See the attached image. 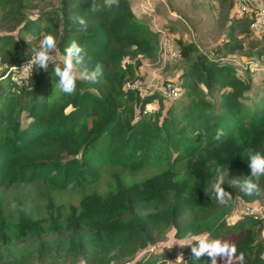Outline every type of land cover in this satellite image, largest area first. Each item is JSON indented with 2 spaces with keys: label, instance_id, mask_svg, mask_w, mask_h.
<instances>
[{
  "label": "trees",
  "instance_id": "16d2710c",
  "mask_svg": "<svg viewBox=\"0 0 264 264\" xmlns=\"http://www.w3.org/2000/svg\"><path fill=\"white\" fill-rule=\"evenodd\" d=\"M31 1L0 0L4 23L18 26L16 35H0V191L45 182L49 213L30 219L20 206L10 217L0 201V264H176L168 263V252L134 258L170 229L182 239L217 224L212 236L236 245L233 264H264V219L246 215L227 222L239 200L264 195V178L250 195L231 181L250 174L246 149L264 152V91L256 89L253 76L239 77L226 54L206 55L183 44L182 98L149 111L156 94L142 96L131 83L138 57L157 53L159 33L146 28L127 0L100 12L89 10L92 0H57L33 17L26 11ZM76 16L86 20V31L79 30ZM235 18L225 52L241 50L237 34L250 33L249 19ZM44 31L55 36L60 53L74 40L84 47L88 58L80 67L91 70L99 62L98 81H77L74 94L65 95L56 89L50 66L47 72L32 68L16 84L12 77ZM252 55L262 60L264 46ZM218 128L225 132L220 140L214 139ZM217 166L232 196L224 205L212 189ZM110 168L119 171L111 174ZM147 168L154 173L142 181L123 175ZM103 179L106 190L99 188ZM83 187L91 193L65 211L56 193ZM183 260L211 264L207 256L195 260L190 245Z\"/></svg>",
  "mask_w": 264,
  "mask_h": 264
},
{
  "label": "rangeland",
  "instance_id": "374dc122",
  "mask_svg": "<svg viewBox=\"0 0 264 264\" xmlns=\"http://www.w3.org/2000/svg\"><path fill=\"white\" fill-rule=\"evenodd\" d=\"M127 2L135 16L142 20L147 29L159 33L157 53L153 56L140 55L138 57L137 77L131 83L142 96L156 94L155 101L147 106V110L157 111L161 104L166 106L170 102H176L182 98L184 89L181 87L180 70L187 63V59L181 57L179 49L181 45L188 43L195 44L206 55H213L217 52L223 55L226 54L228 59L226 60L234 63L235 72L239 77L253 76V84L256 89H260L261 92L264 91V57L259 60L255 55H252L257 48L264 46V28L259 29L258 33H254L250 29V33H238L237 37L240 39L243 48L237 51L225 52L227 38H229L228 28L232 20L236 19L235 15L237 14L234 9L237 11L239 0H127ZM252 3L253 5L243 13L242 18L249 17L251 11L256 13L259 6L264 8V0H253ZM26 4V11L33 17L39 10L56 7L57 0H32L29 3L26 2ZM5 12L6 10L0 4V35H16L18 26H13L9 22L4 23ZM24 39L30 38L25 35ZM244 53L249 55L247 57L243 56ZM56 54L59 58L63 53L57 50ZM252 58L253 64L257 66L250 69L249 62H252L250 61ZM1 71L2 66L0 64ZM14 78H19L18 70ZM167 82H171L170 84L173 87L167 85ZM107 171L113 174L119 170L110 168ZM153 173L154 169L147 168L136 175H131L128 172H123V175L131 180L142 181ZM107 185L108 180L106 179L99 182V188L103 190L108 188ZM48 189V184L40 181L37 184L14 186L7 188L4 192L0 191V201L3 202L6 213L10 217L13 215L16 218L15 215L19 214V208L22 206L24 215H28L30 219L43 220L47 219L49 213L46 198ZM83 190L65 189L56 193V200L67 211L69 204L77 205L80 198L92 191L87 187H83ZM148 207V205H145L144 211H147ZM247 208H255V213L264 211V195L252 202L239 200L229 212L227 222H234L246 215L251 216L246 214L248 212ZM256 216L259 217L260 214ZM177 242L186 244L190 241L185 238H176L174 230L170 229L162 240L138 252L139 254H136L134 261L143 256L149 257L150 255L168 252L172 254L168 259V263L185 264L183 256L188 245L181 247L179 244H175ZM16 247L17 245L12 249L17 250ZM181 254L182 259H178ZM75 264H84V262L78 261ZM126 264H132V262Z\"/></svg>",
  "mask_w": 264,
  "mask_h": 264
},
{
  "label": "clouds",
  "instance_id": "9594fccd",
  "mask_svg": "<svg viewBox=\"0 0 264 264\" xmlns=\"http://www.w3.org/2000/svg\"><path fill=\"white\" fill-rule=\"evenodd\" d=\"M119 5L120 0H102V3L99 4L97 3V0H92L89 10L92 12H100L105 8H118ZM74 19L80 26L79 30L86 31V20L82 16H76ZM56 53L57 42L55 36L51 32H42L38 45L31 47V58L23 64H27L31 67L30 70H28V75L18 79H15L13 76L12 79L16 84L21 85L28 79L32 68H38L39 70L42 69L47 72L49 71L50 66H52L53 75L56 77L57 81L55 85L56 89H58L62 94L72 95L76 90L77 81L95 83L103 74V67L99 62L96 63L95 67L91 70L86 67H80L84 64L86 58L88 57L84 47H82L75 40L64 49L62 56L58 58ZM249 63L250 69H252L253 66H257L253 64L254 61ZM224 135V130L222 128H218L214 139L220 140ZM245 155L247 157L246 162L250 169V174L244 177L242 181L240 179H232L231 181L233 185L239 186L242 191L250 195L259 192L261 179L264 178V152L249 147L246 149ZM214 172L216 179L212 184V189L215 193L217 202L224 205L232 199V196L231 193L223 186V168L221 166H217L214 169ZM251 216L257 217L254 215ZM217 227L218 224L210 231H205L197 235L189 233L185 238L190 241L189 243L181 244L177 242L175 244H179L181 247L190 245L191 253L195 260H200L201 257L207 256L210 259L211 264H218V262L219 264H233L237 255L236 245L227 239L214 238L212 236V232H214ZM239 258L241 261L243 260L242 253ZM178 259H182V254L178 257ZM262 259H264V257H262Z\"/></svg>",
  "mask_w": 264,
  "mask_h": 264
},
{
  "label": "built area",
  "instance_id": "2783aa9c",
  "mask_svg": "<svg viewBox=\"0 0 264 264\" xmlns=\"http://www.w3.org/2000/svg\"><path fill=\"white\" fill-rule=\"evenodd\" d=\"M253 0H239V5L237 6V11L234 9V12L237 14L235 17L242 18L244 15L243 13L250 9L253 5ZM250 21V30L254 33H258V30L264 28V8L258 7L256 13L251 11L250 16L247 17ZM24 68V70H23ZM29 65H23L18 68L19 71V78L27 76L28 70H30ZM23 71V72H22ZM248 212L246 214L254 215L260 214L261 218H264V211H260V213H255V208H247Z\"/></svg>",
  "mask_w": 264,
  "mask_h": 264
}]
</instances>
